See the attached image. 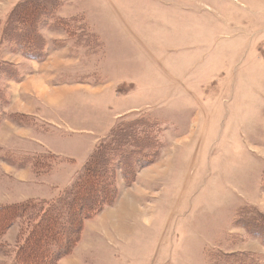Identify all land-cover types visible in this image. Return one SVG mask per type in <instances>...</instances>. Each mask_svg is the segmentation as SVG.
Here are the masks:
<instances>
[{"label": "rangeland", "instance_id": "obj_1", "mask_svg": "<svg viewBox=\"0 0 264 264\" xmlns=\"http://www.w3.org/2000/svg\"><path fill=\"white\" fill-rule=\"evenodd\" d=\"M41 23V57L0 39V205L52 199L141 118L159 154L114 161V201L58 264H264L239 222L264 217V0H62ZM22 239L4 232L0 264Z\"/></svg>", "mask_w": 264, "mask_h": 264}, {"label": "trees", "instance_id": "obj_2", "mask_svg": "<svg viewBox=\"0 0 264 264\" xmlns=\"http://www.w3.org/2000/svg\"><path fill=\"white\" fill-rule=\"evenodd\" d=\"M61 1H17L4 22L0 21V39L18 44L26 56L41 57L40 24L46 16L54 15ZM0 70H5L1 64ZM147 122L133 118L113 126L107 138L94 145L70 183L52 199L28 198L0 205V240L16 222H20L23 235L9 264H58L77 241L82 222L114 201L117 164L121 163L119 168L127 176L134 169L136 156L148 153L149 162L159 154L160 143L151 135ZM248 209L242 210L240 225L264 244V217L256 207L250 205ZM243 255L233 256L232 260L224 255L223 261L216 264H249Z\"/></svg>", "mask_w": 264, "mask_h": 264}]
</instances>
